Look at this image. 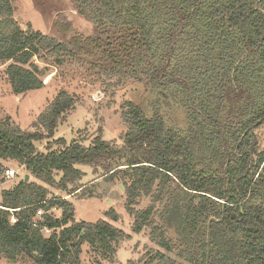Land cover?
<instances>
[{"label":"trees","instance_id":"trees-1","mask_svg":"<svg viewBox=\"0 0 264 264\" xmlns=\"http://www.w3.org/2000/svg\"><path fill=\"white\" fill-rule=\"evenodd\" d=\"M73 3L98 32L125 31L120 53L111 50L103 60L128 75L148 61L144 71L159 95L182 103L189 122L182 129L169 125L159 98L150 115L128 100L121 142L104 139L100 130L88 145L58 138L56 148L40 151L36 143L52 139L80 102L75 94L60 89L39 115L45 132L0 117V174L2 161L14 160L38 180L24 177L1 193L0 257L7 262L0 264H82L85 243L117 263L130 234L107 218L77 221L72 201L49 196L50 187L65 196L82 191L75 186L85 175L82 166L123 180L132 231L148 230L165 250L149 249L142 264H206L209 249L210 264H264V150L255 132L264 122V0ZM14 12L13 0H0V60L9 63L15 94L45 86L46 68L35 61L42 55L57 65L90 62L107 72L91 60L103 48L98 37L59 40L23 29ZM65 23L59 18L55 25L65 31ZM144 199L149 202L141 206ZM105 215L118 218L114 208ZM212 217L223 219L212 223L209 244Z\"/></svg>","mask_w":264,"mask_h":264},{"label":"rangeland","instance_id":"rangeland-1","mask_svg":"<svg viewBox=\"0 0 264 264\" xmlns=\"http://www.w3.org/2000/svg\"><path fill=\"white\" fill-rule=\"evenodd\" d=\"M13 5L14 17L23 29L32 27L45 34L53 35L59 40H68L75 35L98 37L99 44L103 48L101 53L91 60L101 61V65L107 68V72H104L101 68L93 67L90 62L77 63V61L57 65L53 56H38L35 57V61L46 68L45 86L25 94H15L6 72L9 63H3L0 60V117L9 119L12 125H19L24 130L45 132L44 128L36 122L60 89H66L80 100L66 120L59 124L52 139L36 143L40 151H47L49 145L56 148L57 145L52 142L58 138H64L67 143L79 139L88 145L100 130L104 139L121 142L120 138L126 130L122 106L128 100L140 105L150 115L159 98L167 123L176 128L187 127L188 109L176 100L171 98L165 100L159 95V88H155L152 77L147 76L144 71L148 61L140 68L134 67L132 74L128 75L116 72L111 64L112 59L103 60L111 50L113 53H120L118 51L121 46L120 38L124 36L125 31L98 32L91 21L76 11L73 0H13ZM59 18L64 19V22H67L66 25L69 23L65 31L55 25ZM255 132L258 135L259 148L264 150V122L255 129ZM2 162L4 166L16 168L18 175L14 179L0 182V197L4 189L16 186L27 174L30 175L29 181H38L19 162L14 160ZM81 168L85 175L75 186H82V191L76 196H65L66 192L63 190L50 187L49 196H61L72 201L75 205L77 221L95 222L107 218L130 234L131 238L121 243L116 264H142L144 262L142 258H145L149 249L165 251L150 240L148 230L138 234L132 231L133 217L125 208V186L120 177L108 180L102 172L95 173L90 166ZM91 194L92 197H89ZM148 202L149 199H144L141 206H146ZM111 208H114L118 214L116 221L105 215ZM55 213L60 214L61 210H55ZM81 261L82 264H110L101 259L87 243L83 245ZM5 262H7L6 258L0 257V263Z\"/></svg>","mask_w":264,"mask_h":264},{"label":"built area","instance_id":"built-area-1","mask_svg":"<svg viewBox=\"0 0 264 264\" xmlns=\"http://www.w3.org/2000/svg\"><path fill=\"white\" fill-rule=\"evenodd\" d=\"M18 175V170L12 166H4L2 169V172L0 174V178L1 180H10V179H14L16 176ZM0 207L1 204H0ZM13 221H15V218H12Z\"/></svg>","mask_w":264,"mask_h":264},{"label":"water","instance_id":"water-1","mask_svg":"<svg viewBox=\"0 0 264 264\" xmlns=\"http://www.w3.org/2000/svg\"><path fill=\"white\" fill-rule=\"evenodd\" d=\"M30 178V175H26V179L25 181L28 182ZM225 203V202H224ZM223 218L221 219H217L215 217L210 218V220L208 221V243L210 244V240H211V225L213 222H219L222 221ZM210 254H211V250H208V258H207V263L206 264H210Z\"/></svg>","mask_w":264,"mask_h":264}]
</instances>
